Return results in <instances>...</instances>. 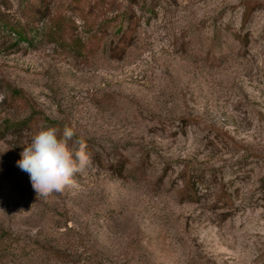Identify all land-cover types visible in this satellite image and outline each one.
I'll return each instance as SVG.
<instances>
[{"label":"rangeland","instance_id":"obj_1","mask_svg":"<svg viewBox=\"0 0 264 264\" xmlns=\"http://www.w3.org/2000/svg\"><path fill=\"white\" fill-rule=\"evenodd\" d=\"M46 1L86 42L75 57L43 31L27 45L0 28V122L33 118L0 139V229L14 240L0 264H264V0L140 3L116 55L125 0ZM5 2L25 22V1ZM104 21V40H85ZM65 125L92 164L38 197L16 162Z\"/></svg>","mask_w":264,"mask_h":264},{"label":"trees","instance_id":"obj_2","mask_svg":"<svg viewBox=\"0 0 264 264\" xmlns=\"http://www.w3.org/2000/svg\"><path fill=\"white\" fill-rule=\"evenodd\" d=\"M25 1L23 5L22 13L25 17V22H20L19 20H10L8 16V9L9 4L5 2V0H0V28L4 30L6 33L13 34L14 39L16 42L23 41L27 45H31L34 41V38L37 37L40 32L43 31L44 37L48 39H52L54 43H57L59 46L65 48L71 55L77 57L83 55L85 42L81 35L74 32L72 28L69 26L67 32L65 31L66 27L64 26V20L62 16H50V14L45 9V5L47 6V1L37 9H30L28 7V0ZM126 6L123 11V21H121L118 30V36L114 45L111 46L110 51L112 54H117L121 50L119 47L120 42H124L127 37L131 36L133 31H135V18L133 15L131 16V12L128 11L132 10V7L135 5L141 6V4L145 5L147 9L153 11L152 1L153 0H125ZM97 6H112L115 0H95ZM141 3V4H140ZM246 14V13H245ZM125 23V25L122 24ZM72 25L74 22L71 21ZM109 23V21H108ZM108 23L106 21L97 23L95 28H91L93 33L90 37L87 36L85 40L93 39L95 42L100 43L101 40H104V34L106 35V29L108 27ZM41 24L40 28L37 26ZM31 32V33H29ZM15 95L22 97V94L16 90ZM32 116L19 119V120H11V119H4L0 122V139L5 137L8 133L20 131L25 127H28L32 122ZM46 123L50 125H55L57 122L51 121L47 118L44 119ZM264 159V157H263ZM264 178V177H263ZM262 178V179H263ZM264 184V182L262 183ZM181 197H185V199L189 201H196L198 196H196V192L190 191L188 192V184H185V190L181 193ZM221 200L224 203H227V196H221ZM14 242L13 239L9 238V234L7 231L0 229V249H7L8 245Z\"/></svg>","mask_w":264,"mask_h":264},{"label":"clouds","instance_id":"obj_3","mask_svg":"<svg viewBox=\"0 0 264 264\" xmlns=\"http://www.w3.org/2000/svg\"><path fill=\"white\" fill-rule=\"evenodd\" d=\"M74 127L65 125L41 129L33 135L31 143L22 151L17 166L26 172L38 197L47 198L61 193L75 181L73 177L92 164L91 154L83 139L74 141Z\"/></svg>","mask_w":264,"mask_h":264}]
</instances>
